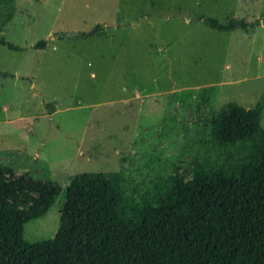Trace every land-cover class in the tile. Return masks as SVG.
I'll return each mask as SVG.
<instances>
[{"label": "rangeland", "instance_id": "obj_1", "mask_svg": "<svg viewBox=\"0 0 264 264\" xmlns=\"http://www.w3.org/2000/svg\"><path fill=\"white\" fill-rule=\"evenodd\" d=\"M8 1L0 40L23 50L0 46V169L56 181L62 192L25 224V248L0 254V264L43 241L53 244L51 264H118L122 228L106 218L109 187L123 200L148 199L141 264L171 178L240 156L213 144L215 115L230 102H262L264 128V0ZM200 17L259 25L220 32ZM40 40L46 47L35 49ZM16 193L19 208L32 205ZM63 212L75 230L57 237Z\"/></svg>", "mask_w": 264, "mask_h": 264}, {"label": "trees", "instance_id": "obj_2", "mask_svg": "<svg viewBox=\"0 0 264 264\" xmlns=\"http://www.w3.org/2000/svg\"><path fill=\"white\" fill-rule=\"evenodd\" d=\"M13 16V7L4 12L3 27ZM198 20L220 32L259 25L258 21L243 19H230L225 24L213 17ZM98 28L95 26L80 35L92 37ZM0 46L23 50L4 39L0 40ZM45 47V40L34 46L35 49ZM262 112V102L252 108L230 102L215 115L210 130L213 144L227 150L236 148L240 156L222 165L205 160L194 165L191 178H171L158 199V211L145 236L141 264H264ZM17 191H23L24 199L32 202L29 208L18 207L21 200L17 198ZM61 192L62 187L56 181L36 180L29 173L0 169V254L25 248V224L44 216ZM104 198L106 218L121 222L118 264H134L149 217L148 199L143 196L141 201L135 197L123 200L122 192L113 187L104 191ZM74 230L71 217L63 212L56 236ZM53 253L50 241L29 244L9 264H51Z\"/></svg>", "mask_w": 264, "mask_h": 264}, {"label": "water", "instance_id": "obj_3", "mask_svg": "<svg viewBox=\"0 0 264 264\" xmlns=\"http://www.w3.org/2000/svg\"><path fill=\"white\" fill-rule=\"evenodd\" d=\"M70 36H73V34H67L66 36L65 35H63V34H56L55 35V37H57V38H64V37H70Z\"/></svg>", "mask_w": 264, "mask_h": 264}]
</instances>
